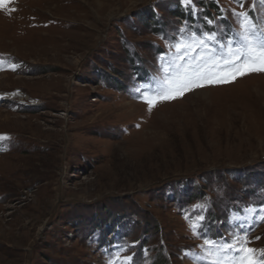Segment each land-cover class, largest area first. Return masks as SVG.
Here are the masks:
<instances>
[{
	"label": "rangeland",
	"instance_id": "1",
	"mask_svg": "<svg viewBox=\"0 0 264 264\" xmlns=\"http://www.w3.org/2000/svg\"><path fill=\"white\" fill-rule=\"evenodd\" d=\"M243 12L264 28V0H6L0 264H105L92 239L117 224L131 264L203 261L192 224L264 252V206L240 210L264 204V73L151 111L135 91L181 39L239 42Z\"/></svg>",
	"mask_w": 264,
	"mask_h": 264
},
{
	"label": "snow or ice",
	"instance_id": "2",
	"mask_svg": "<svg viewBox=\"0 0 264 264\" xmlns=\"http://www.w3.org/2000/svg\"><path fill=\"white\" fill-rule=\"evenodd\" d=\"M5 2L6 0H0V7ZM239 15V42L232 39L221 41L215 32H208L199 36L193 34L189 41L181 39L172 45L175 49V60L160 65L153 84L135 89L148 105L149 111L157 103L175 99L209 84L233 82L249 73H264V28L247 12ZM199 219L203 221L204 217ZM190 227L193 235L203 238L208 249L206 256L210 257L207 264H224L220 253L229 251L238 254L234 257L235 264H264V259H257L256 249L237 247L240 243L237 238L215 241L200 237L199 225L192 224ZM212 249L217 251L213 253ZM125 259L132 260L131 257Z\"/></svg>",
	"mask_w": 264,
	"mask_h": 264
},
{
	"label": "bare ground",
	"instance_id": "3",
	"mask_svg": "<svg viewBox=\"0 0 264 264\" xmlns=\"http://www.w3.org/2000/svg\"><path fill=\"white\" fill-rule=\"evenodd\" d=\"M15 97H16V96H15ZM17 97H18V96H17ZM241 219H242V218H241ZM243 220L245 221V222L242 223L243 226L248 227V225H249V226L251 225L249 219H247V218H243ZM246 227H245V228H246ZM247 229H248V228H247ZM207 262H208V261H204V260H203V261H200V262L198 261L197 264H199V263H200V264H207ZM228 263H229L228 261H224V264H228ZM195 264H196V263H195Z\"/></svg>",
	"mask_w": 264,
	"mask_h": 264
}]
</instances>
